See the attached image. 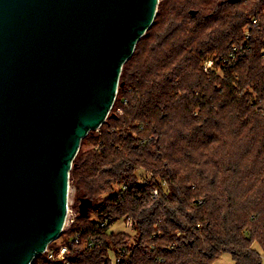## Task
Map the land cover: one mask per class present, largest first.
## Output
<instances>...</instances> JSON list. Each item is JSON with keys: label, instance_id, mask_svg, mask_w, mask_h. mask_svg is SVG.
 <instances>
[{"label": "trees", "instance_id": "trees-1", "mask_svg": "<svg viewBox=\"0 0 264 264\" xmlns=\"http://www.w3.org/2000/svg\"><path fill=\"white\" fill-rule=\"evenodd\" d=\"M69 181L73 221L30 264H262L264 0L159 1Z\"/></svg>", "mask_w": 264, "mask_h": 264}, {"label": "water", "instance_id": "water-1", "mask_svg": "<svg viewBox=\"0 0 264 264\" xmlns=\"http://www.w3.org/2000/svg\"><path fill=\"white\" fill-rule=\"evenodd\" d=\"M158 2L0 0V264H30L61 233L72 161Z\"/></svg>", "mask_w": 264, "mask_h": 264}, {"label": "rangeland", "instance_id": "rangeland-1", "mask_svg": "<svg viewBox=\"0 0 264 264\" xmlns=\"http://www.w3.org/2000/svg\"><path fill=\"white\" fill-rule=\"evenodd\" d=\"M159 1H161V0H159ZM205 70H207V69L205 68ZM74 197H75V189L70 184V181H69V187H68V205H67V208L69 209V211L66 214L65 224H64V227H63L62 230L67 229L69 227L70 223L72 222V218L74 217V209L72 207V204H73L74 199H75ZM129 221H130V219L123 220L121 218V219L113 222L109 226V230H111V231H121V230H125L127 232H131L132 233V227H131V225L128 224ZM63 237H64V235H63V233L61 231V233L59 234V236L57 238L53 239L50 242L56 246L58 244H61ZM253 246L257 250H259L260 253H262V264H264V253L262 252L259 244L257 242H254ZM59 251H60V249H59ZM59 251H58V253H59ZM213 264H234V260H233V258L231 257V255L229 253H223L216 260H214V263Z\"/></svg>", "mask_w": 264, "mask_h": 264}, {"label": "built area", "instance_id": "built-area-1", "mask_svg": "<svg viewBox=\"0 0 264 264\" xmlns=\"http://www.w3.org/2000/svg\"><path fill=\"white\" fill-rule=\"evenodd\" d=\"M208 61H209V62H208ZM211 63H212V60H211V59H206L205 62H204V65H205L204 68H206V69L209 68V67L212 65ZM155 192H156V190H155ZM68 211H69V209L67 208V213H68ZM73 218H74V217H73ZM73 218H72V221H73ZM128 224L131 225V224H132V221L130 220V221L128 222ZM77 240H78V237L76 236V237H75V241H77ZM91 242H92L91 240L88 241V244L90 245ZM65 249H66V246H65V245L63 246V245H62V246L60 247V251H59V253H57V257H63V253H64ZM46 250H47V249H46ZM48 252L50 253L49 256L52 257V256H53V255H52V252H51L50 250H48ZM118 259H119L118 257L113 256V257H112V262H113V263H116V262L118 261Z\"/></svg>", "mask_w": 264, "mask_h": 264}]
</instances>
